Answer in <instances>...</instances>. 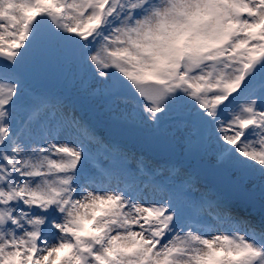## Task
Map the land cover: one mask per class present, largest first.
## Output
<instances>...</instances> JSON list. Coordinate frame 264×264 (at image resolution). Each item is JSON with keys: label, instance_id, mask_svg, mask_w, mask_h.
Here are the masks:
<instances>
[{"label": "snow or ice", "instance_id": "snow-or-ice-1", "mask_svg": "<svg viewBox=\"0 0 264 264\" xmlns=\"http://www.w3.org/2000/svg\"><path fill=\"white\" fill-rule=\"evenodd\" d=\"M0 264H264V0H0Z\"/></svg>", "mask_w": 264, "mask_h": 264}]
</instances>
